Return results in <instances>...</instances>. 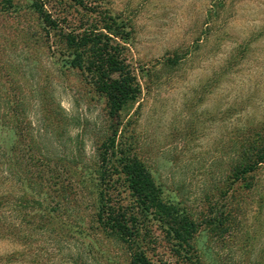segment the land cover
Listing matches in <instances>:
<instances>
[{
    "label": "rangeland",
    "instance_id": "374dc122",
    "mask_svg": "<svg viewBox=\"0 0 264 264\" xmlns=\"http://www.w3.org/2000/svg\"><path fill=\"white\" fill-rule=\"evenodd\" d=\"M84 1L130 32L126 56L143 92L122 115V144L131 145L155 172L163 199L200 225L204 264H262L264 169L256 177L261 185L246 192L241 204L236 185L226 179L240 130L264 121V0ZM30 3L14 0L6 12L0 5V83L20 95L17 102L24 100L31 128L43 135L41 150L81 155L73 178L79 182L81 167L98 162V147L111 133L106 99L83 72L69 67L64 32L47 33ZM47 8L64 18L68 29L98 18L72 0H50ZM175 57L177 64L170 65L168 59ZM23 156L10 168L0 150V264H126L124 250L95 221L86 191L76 190V201L70 197L67 207L60 182L50 180L49 201L61 206L55 232L37 229L38 220L29 226L27 187L16 173L39 167V161L35 167V160L27 162L29 153ZM60 164L49 166L66 168ZM115 191L128 196L123 186ZM150 239L156 264H193L173 250L174 242L156 225Z\"/></svg>",
    "mask_w": 264,
    "mask_h": 264
},
{
    "label": "trees",
    "instance_id": "16d2710c",
    "mask_svg": "<svg viewBox=\"0 0 264 264\" xmlns=\"http://www.w3.org/2000/svg\"><path fill=\"white\" fill-rule=\"evenodd\" d=\"M30 1V7L47 28V33L50 30L64 32L61 36L66 45L67 52L64 56L69 67L83 72L95 91L106 99L111 133L98 147V162L90 167H81L82 170L78 173L81 181L78 182L73 178H76L81 155H63L56 149L41 150L43 135L40 129L36 130L35 135V129L31 128L28 115L25 116L28 109L26 104L21 103L24 100L20 98L17 102L20 95H11L0 83V150L3 160L10 168L12 162L19 165L20 160H24L23 154L26 151L29 153L28 164L33 165L35 160L36 167V161H39V167L20 169L16 173L19 181L27 187L23 203L31 210L25 221L31 227L38 220L37 229L45 230L49 235L55 232L54 222L61 206H53L49 201L47 185L50 180H57L67 207L70 197L76 201V190L90 194L94 202L92 209L95 221L106 236L124 250L126 264H156L151 255L154 250L151 247L154 241L150 239L153 225L171 238L174 242L173 250L178 255L191 260L193 264H204V255L198 248L200 225L191 213L163 199L155 172L131 145L125 146L120 141L122 115L138 101L143 92L126 56V44L130 41L126 24L108 12L100 14L84 0H72L76 6L91 14L97 13L98 18L94 17L87 27L68 29L66 20L55 16L47 8L50 0ZM13 2L14 0H0L1 10L9 11L14 6ZM168 62L170 65L177 64L178 57L170 58ZM20 74L23 79L25 74ZM21 90L19 87L16 92L20 94ZM54 115L56 116L55 113ZM50 124H55L54 119ZM55 126L58 132L56 138H60L59 129L63 127L59 124ZM233 150L236 159L230 166L226 183L229 186L236 185L234 191L239 195L241 204L246 192L256 190L261 185L256 177L264 169V121L248 124L241 129L234 140ZM54 161L66 164V168L50 167L49 164ZM43 162H47L45 167ZM71 164L73 166L70 168L68 165ZM119 186H123L125 192H128L124 199L115 191ZM224 193L225 197L229 194L227 191ZM65 209V212L69 211L68 208ZM223 225L224 221H221L217 227Z\"/></svg>",
    "mask_w": 264,
    "mask_h": 264
}]
</instances>
